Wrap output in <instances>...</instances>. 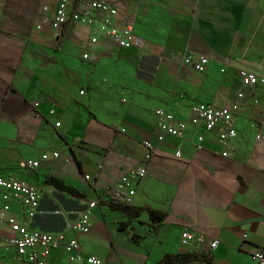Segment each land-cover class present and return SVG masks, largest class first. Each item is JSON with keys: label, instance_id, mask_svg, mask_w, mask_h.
Wrapping results in <instances>:
<instances>
[{"label": "crops", "instance_id": "0c3cea01", "mask_svg": "<svg viewBox=\"0 0 264 264\" xmlns=\"http://www.w3.org/2000/svg\"><path fill=\"white\" fill-rule=\"evenodd\" d=\"M57 1L0 0V176L41 189L31 227L65 232V242L78 239L103 264H155L166 253L183 251L201 253L188 264H253L254 244L264 243V81L243 87L238 71L264 79V0H105L121 15L135 16L136 35L162 50L139 58L143 48H112L103 37L92 43V28L53 29L44 19L52 18ZM178 52L204 55L209 64L196 71ZM141 59L155 64L135 67ZM90 83L95 91L88 97ZM240 92L245 98L239 99ZM199 102L238 105V134L227 157L216 132L205 134L204 147L197 149L203 126L189 124L183 138L159 140L157 109L187 119ZM146 139L155 146L149 161ZM179 149L182 158L175 155ZM44 154L48 159L38 169L21 164ZM139 167L147 174L131 180L136 194L130 204L143 209L140 215L114 209L115 201L104 199L93 211L91 231L68 229L87 200L101 197ZM47 174L75 185L87 198L46 185ZM6 203L11 204L6 216L27 222L23 206L0 189V209ZM148 209L164 213L163 221L154 223ZM184 228L221 244L186 248ZM12 235L0 220V264H27L8 242ZM67 256L61 244L46 264H83Z\"/></svg>", "mask_w": 264, "mask_h": 264}, {"label": "built area", "instance_id": "2783aa9c", "mask_svg": "<svg viewBox=\"0 0 264 264\" xmlns=\"http://www.w3.org/2000/svg\"><path fill=\"white\" fill-rule=\"evenodd\" d=\"M44 11H49V6L43 7ZM45 23H49L53 29L61 30L68 24L81 25L92 28L91 42L98 44L100 38L105 39V45L112 48H137L140 49L143 42L135 33V19L129 14L121 15L119 10L113 4L105 0H92L89 2H74L73 0H58L56 2L54 15L51 19L45 18ZM42 29V25L38 26ZM175 56L182 61L184 65L191 66L192 69L203 72L208 64V57L192 56V54L178 52ZM88 57V55H85ZM239 79L243 87L250 88L261 84L264 79L257 76L254 72L248 70H240ZM82 93H84L82 91ZM239 99L245 98L243 92L238 93ZM255 103H259L258 100ZM38 105V104H37ZM238 105L233 108L217 107L215 105L199 102L192 106L191 115L187 119L176 117V115L166 109L160 108L156 110L157 117V135L159 140L164 141L166 136L174 138H183L188 129V125L203 126L204 132L198 135L197 149L204 147L205 134L216 132L217 139L224 148L222 155L227 157L231 147V141L238 134L236 118ZM54 110L50 114H54ZM58 126L61 122L57 123ZM148 153L146 160L153 157L154 144L146 139L144 141ZM59 152H54V156L58 157ZM177 158H182V151L176 152ZM48 159L47 155H43L40 160L25 159L21 162L22 166L31 169H38L41 161ZM102 166V165H101ZM147 174L146 167H139L132 171L131 175H123L117 183L107 186L105 193L101 197L93 200H87L84 209L78 212V217L68 224V229L74 230L76 233H88L93 225V211L104 199L123 200L130 203L136 190L131 188V180L134 178H142ZM85 180L90 181L91 174L85 175ZM0 189L4 192V197L23 206L24 214L27 222H22L15 215L6 216L10 211V203H6L0 209V220L7 223L13 235L9 238V243L18 250L17 258H25L27 264H46V259L50 256L52 250L64 244L68 254L67 258L70 262H81L83 264H103V260L96 255L86 253L79 240L72 238L65 242L67 234L65 232H44L41 229L32 228L35 222V215L41 205V189L24 180L12 176H0ZM246 237V235H244ZM181 243L184 247H192L194 245L208 244L211 248H216L221 244L218 239L206 241L202 236H197L191 229L184 228L181 234ZM41 246L42 252L37 250ZM253 264H264V243L254 244L253 246Z\"/></svg>", "mask_w": 264, "mask_h": 264}, {"label": "trees", "instance_id": "16d2710c", "mask_svg": "<svg viewBox=\"0 0 264 264\" xmlns=\"http://www.w3.org/2000/svg\"><path fill=\"white\" fill-rule=\"evenodd\" d=\"M44 183L48 186H52L58 189L61 192L67 193L77 199H86L87 194L85 191L75 187V185H70L65 182V180L61 179L57 175L47 174L44 176ZM114 209L122 210L123 212L129 215H140L143 209H139L137 207L132 206L130 203L124 202L123 200H116L112 206ZM150 218L154 223H160L163 221L165 214L157 211L155 209H148ZM199 252H181L176 254L166 253L162 259H160L155 264H188L194 260L200 258ZM153 264V263H152Z\"/></svg>", "mask_w": 264, "mask_h": 264}, {"label": "rangeland", "instance_id": "374dc122", "mask_svg": "<svg viewBox=\"0 0 264 264\" xmlns=\"http://www.w3.org/2000/svg\"><path fill=\"white\" fill-rule=\"evenodd\" d=\"M110 3V2H109ZM111 4H113V3H111ZM113 6L115 7V8H117L118 10H119V8L117 7V6H115L114 4H113ZM134 19H135V16H134ZM136 30H137V32L138 33H141V34H143V29L141 28V26L138 24V26H137V28H136ZM60 31V30H59ZM139 40L141 41V42H143V45H142V47L140 48V49H142V50H140V52H139V55H138V58L139 57H141V56H147L146 55V53H148V54H151V53H161V49H160V47H157L156 45H154V44H148L147 42H144V40H143V38H142V36H139ZM148 58V57H147ZM84 59H91L89 56L88 57H85L84 56ZM94 62L96 63V64H98V60H96V59H94ZM134 64V63H133ZM154 64H155V62H153V61H150V60H148V59H146V60H142L141 59V63L139 64V65H137V64H135L134 66L135 67H140V69H146V68H149V67H151V66H154ZM116 66H117V64H115ZM87 91H88V97H90V95H92L93 94V92L95 91V86L93 85V83H90L88 86H87Z\"/></svg>", "mask_w": 264, "mask_h": 264}]
</instances>
